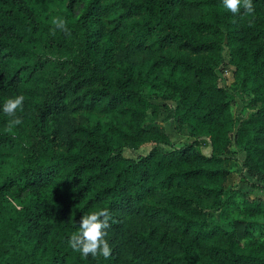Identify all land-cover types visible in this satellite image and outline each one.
Listing matches in <instances>:
<instances>
[{
  "label": "trees",
  "instance_id": "obj_1",
  "mask_svg": "<svg viewBox=\"0 0 264 264\" xmlns=\"http://www.w3.org/2000/svg\"><path fill=\"white\" fill-rule=\"evenodd\" d=\"M252 3L234 16L221 0H0V106L25 97L21 125L0 111V264H264L252 195L264 192V0ZM57 16L70 36L53 34ZM170 111L190 138L180 146L157 123ZM232 159L248 190L226 184ZM101 208L111 256L82 258L68 239Z\"/></svg>",
  "mask_w": 264,
  "mask_h": 264
},
{
  "label": "clouds",
  "instance_id": "obj_2",
  "mask_svg": "<svg viewBox=\"0 0 264 264\" xmlns=\"http://www.w3.org/2000/svg\"><path fill=\"white\" fill-rule=\"evenodd\" d=\"M221 3L223 9L234 16L239 15L242 9L245 14L254 12L252 0H221ZM51 24L53 34L59 30L67 36L71 35L68 22L63 17H53ZM24 100V95L20 94L7 98L0 106V111L9 118L7 121L9 130L22 124V118L17 115V112L23 111ZM110 220L111 213L106 208L83 214L78 222V230L68 239V245L73 251L79 252L82 258L91 256L94 259L99 257L109 259L112 250L105 238L107 236L105 229L111 226Z\"/></svg>",
  "mask_w": 264,
  "mask_h": 264
},
{
  "label": "rangeland",
  "instance_id": "obj_3",
  "mask_svg": "<svg viewBox=\"0 0 264 264\" xmlns=\"http://www.w3.org/2000/svg\"><path fill=\"white\" fill-rule=\"evenodd\" d=\"M224 57L227 58L226 51L224 52ZM220 76L222 78L223 85L229 87L233 92H235L236 86L232 85L231 68H228L224 71H220ZM144 92L146 94L152 93V91L149 90L148 88H146L144 90ZM155 101L160 102V103L166 102V103L171 104L172 106H175L177 99L173 98L167 94L165 95L163 93H158V98L155 99ZM234 108H235V112H236L238 117L244 116L245 113L241 110V102L238 99L235 100ZM157 123L166 129L167 133L169 134V136L171 138L173 145L180 146L183 143H186L190 140V138L181 136L175 131V122L172 119V111H170L163 118L162 121H158ZM164 147H168V146H164ZM149 148H150V145H145V146H142L140 148L129 147V148L124 150V155L135 157L139 153L147 152ZM201 150L205 154H209V152H210L209 147H202ZM242 156H243V154L241 152L237 153V155H236L237 158H241ZM236 164H237L236 160L232 159L229 161L228 167L230 168V170H232V173L229 175L228 181L226 182V184L229 186H237L239 189H242V190H248L249 187L245 183H242L239 181V175L235 172V169L237 166ZM260 194H262L264 196V192L254 190L252 195H260ZM220 218L221 217H220V211L219 210H210L209 211V219L211 221L218 222L221 220Z\"/></svg>",
  "mask_w": 264,
  "mask_h": 264
}]
</instances>
